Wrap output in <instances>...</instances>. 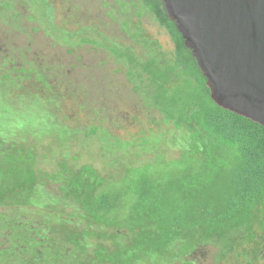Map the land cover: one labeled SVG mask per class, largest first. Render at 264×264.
<instances>
[{"label": "trees", "instance_id": "trees-1", "mask_svg": "<svg viewBox=\"0 0 264 264\" xmlns=\"http://www.w3.org/2000/svg\"><path fill=\"white\" fill-rule=\"evenodd\" d=\"M140 1L174 50L146 40L150 56L137 75L150 80L148 106L172 129L138 153L135 142L111 141L95 124L97 109L85 104L96 120L84 129L50 121L44 138L51 144L18 133L32 111L18 110L27 95L12 92L25 76L12 78L17 56L0 51V264H196L189 257L200 247L210 249L211 264H264V126L213 101L164 2ZM44 72H36L41 81ZM37 93L28 90L31 101ZM76 135L101 137L107 152L122 150L112 161L119 171L84 164L77 154L58 158ZM151 143L158 153L139 163ZM50 157L58 159L53 170L42 164Z\"/></svg>", "mask_w": 264, "mask_h": 264}, {"label": "rangeland", "instance_id": "rangeland-1", "mask_svg": "<svg viewBox=\"0 0 264 264\" xmlns=\"http://www.w3.org/2000/svg\"><path fill=\"white\" fill-rule=\"evenodd\" d=\"M86 40L91 42L84 43ZM146 40L158 42L162 52L174 50L168 31L140 0H0V51L17 56L18 72L13 71L11 77L25 76L12 91L19 97L27 95L17 100V109L32 108L17 132L51 144L44 138L50 121L63 120L71 126L80 123L83 128L97 118L95 124L110 133L111 141L116 137L135 142L133 151L137 153L146 140L171 134L172 126L165 124L162 113L148 106L150 80L143 82L137 75L144 73L138 63L150 56ZM11 65L5 67H16ZM32 68L35 71L29 78ZM44 68L46 84L36 73ZM28 90L38 92L37 98L31 101ZM144 92L148 94L144 96ZM84 104L97 109L96 118L85 114L90 109L80 106ZM100 109H105L104 118L98 116ZM91 137L76 135L69 147L57 149L56 156L69 159L77 154L84 164L119 171L120 165L112 161L124 157L123 151L107 152L101 137ZM150 146L141 151L139 163L153 160L158 153L154 143ZM171 152L176 154L177 149ZM57 161L42 164L53 170ZM209 250L200 247L189 258L196 264H211Z\"/></svg>", "mask_w": 264, "mask_h": 264}, {"label": "water", "instance_id": "water-1", "mask_svg": "<svg viewBox=\"0 0 264 264\" xmlns=\"http://www.w3.org/2000/svg\"><path fill=\"white\" fill-rule=\"evenodd\" d=\"M215 103L264 126V0H162Z\"/></svg>", "mask_w": 264, "mask_h": 264}]
</instances>
